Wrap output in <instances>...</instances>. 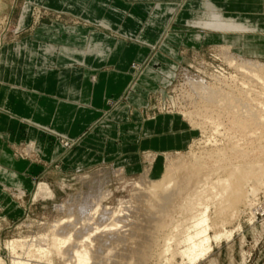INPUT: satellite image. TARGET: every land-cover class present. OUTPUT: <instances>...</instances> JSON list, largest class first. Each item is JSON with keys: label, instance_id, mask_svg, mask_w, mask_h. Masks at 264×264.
Instances as JSON below:
<instances>
[{"label": "rangeland", "instance_id": "1", "mask_svg": "<svg viewBox=\"0 0 264 264\" xmlns=\"http://www.w3.org/2000/svg\"><path fill=\"white\" fill-rule=\"evenodd\" d=\"M43 1L0 0V4L5 6L4 10L0 11V47L3 43L20 37L30 28L40 26L42 22L58 23L63 27L78 24L82 29L92 27V23L99 26L97 28L102 27L100 25L102 20L88 22L80 18L76 19V17L71 18L62 14L63 12L60 13L62 11L60 8L50 9L45 6ZM47 1L53 3V0ZM124 1L127 3V20L124 29L138 32L144 27V39L153 38L154 27L160 29L161 34L154 48V63L151 64L155 76L154 86L147 90L145 103L137 108L139 120L152 119L160 115L175 117V124L159 134L164 135L163 138H167L168 142H175V144L161 150L156 147L149 148L148 145L141 147L142 137L140 134L136 137L132 126H129V124H135L130 115L124 122L119 123L118 119L115 120L116 118L106 119L105 123L98 121L96 126L107 130L108 133H95L101 141L89 147L78 145L75 139L59 137L64 154L58 160L52 159L47 162L40 157L34 142L20 140L11 144L10 151L13 158L32 164L35 169L25 173L31 182L27 189L9 188L0 182V188L5 192L3 197L8 196L15 206L5 211L1 206L4 198H0V264L63 263L56 257L44 258L45 260L37 258L38 256L30 258L20 250L13 255L5 245L12 239L19 242L37 240L38 236L48 231L49 224L51 226L56 218L66 217L67 211L57 210L59 205L70 209L74 206L75 210L76 207L88 204L89 199L103 194L107 195V200L103 202L104 205H116L118 202L124 206L127 205L126 207L134 205L131 194L135 183L144 172H147L150 180L160 179L165 169L164 154L169 156L175 164L188 165L190 162V165L193 154L201 158L207 152L215 150V147L218 149L222 146L228 147L238 140L240 147H244L243 149L249 152L248 161L255 162L264 157L261 153L263 150L259 151L260 148L256 147L259 143H264V139H260L261 131L250 129L248 132H232L227 123L230 119L226 115L221 116L219 113H214L221 116L220 121L224 123L227 133L222 129L217 135L211 132L207 123L197 127L196 123H204L205 116H209L204 110V115L195 116V113L198 114L197 112L203 109L204 103L196 105L200 97L194 93V90L188 88L190 87L189 82L197 80L218 86L214 80L215 77L223 79L235 74L234 68L228 67L227 61L222 59V50L225 47H229V53L233 57L255 60L264 64V14L258 16L260 21L251 22L247 18L236 20L217 10L205 7L206 19L188 23L176 19L169 22L167 26L166 5L159 6L158 18L160 19L155 21L154 9L157 7L155 4L157 0ZM261 4L264 13V0ZM113 6L119 7V4L115 3ZM259 10V8L255 9V11ZM26 15H28L27 19L23 23L25 24L29 18V24H22V27L18 29L20 20ZM245 20L259 31L247 32L239 36L233 32L228 33V31L221 30L225 23L241 25ZM131 40L140 43L136 38H128V43ZM162 42H164L163 49H159L158 46ZM167 45H170L169 49ZM152 55V51L147 52L145 56L148 58H145L142 65L139 62H130L129 66L136 76L135 79L144 65L150 62ZM130 89L131 85L128 87V92L132 90ZM126 93L120 98L122 101L125 100ZM118 103L113 100L106 102L109 109L116 108ZM206 109L212 112L208 106ZM186 114H189L191 119L183 116ZM109 130L112 134H109ZM230 137L234 140L230 139L231 142L228 144L226 143L227 138ZM258 190L254 197L256 203L254 218L251 220L249 211L241 205L238 215L233 219H227L228 222L224 224L225 231L231 232V237L228 240L222 238L217 243L212 242L208 254L193 264H264V187ZM86 198L88 200H85ZM161 246L160 241L157 249ZM13 258H18L19 261L16 262ZM181 260L176 257L175 261L169 264L188 263ZM154 261H150L149 264H168L164 259L157 260V257Z\"/></svg>", "mask_w": 264, "mask_h": 264}, {"label": "crops", "instance_id": "2", "mask_svg": "<svg viewBox=\"0 0 264 264\" xmlns=\"http://www.w3.org/2000/svg\"><path fill=\"white\" fill-rule=\"evenodd\" d=\"M157 1L154 20L160 19L159 6L166 5L167 26L176 19L184 23L206 19V2L214 10L236 20L247 18L256 22L261 20L258 16L264 14L262 0ZM43 2L50 9H62L60 13L71 18L88 22L102 20L104 23L100 22V28L92 23V27L82 29L78 24L63 27L58 23L42 22L1 45L0 182L17 189H27L31 185L25 173L35 167L15 160L11 155V144L20 140L34 142L40 157L47 162L58 160L64 154L59 137L75 139L78 145L88 147L101 141L95 133L108 131L96 126L98 121L105 123L116 118L119 123L130 115L135 124L129 126H132L136 137L139 134L142 137L141 147L148 145L161 150L175 144L159 135L175 124V117L160 115L139 120L137 111L145 103L147 90L154 86L151 64L154 63V48L161 36L160 29L154 27L152 39H144V27L138 32L124 29L127 20V3L124 0ZM115 3L119 7L113 6ZM256 8L260 10L255 11ZM244 15L247 17H240ZM27 16L20 20L18 29ZM28 24L29 18L24 25ZM128 38H136L140 43L133 40L128 43ZM163 44L158 48L163 49ZM149 51L153 52L151 60L135 79L129 64L135 61L142 65ZM130 85L132 90L128 92ZM125 93L122 101L120 98ZM107 100L119 103L116 108L109 109ZM3 194L4 189L0 188V198H4ZM1 206L6 211L14 204L5 196Z\"/></svg>", "mask_w": 264, "mask_h": 264}, {"label": "bare ground", "instance_id": "3", "mask_svg": "<svg viewBox=\"0 0 264 264\" xmlns=\"http://www.w3.org/2000/svg\"><path fill=\"white\" fill-rule=\"evenodd\" d=\"M205 7L214 10L208 2ZM4 8L0 4V11ZM221 30L239 36L259 31L246 21L241 25L225 23ZM222 54L226 65L234 68V75L223 79L215 77L218 86L199 80L189 82L188 88L200 97L196 105L204 103L195 116L204 115L203 110L209 116H205L204 123L196 125L201 127L199 125L207 123L211 132L218 135L222 129L226 132L220 121V117L226 115L230 119L227 122L230 131L259 130L262 140L264 64L233 57L229 47L223 48ZM217 109L222 111H214ZM183 116L191 119L189 114ZM230 139L233 138H227L226 143L229 144ZM237 141L228 147H215L212 152L204 153L202 159L194 154L189 156L190 165L188 161V165L175 164L164 154L165 169L161 178L150 180L144 172L135 183L131 194L134 205L126 207L120 202L104 205L106 194L89 199L88 204L75 210L74 206L70 209L59 205L57 210L67 211L66 217L56 218L37 240L19 242L12 239L5 247L13 255L20 250L30 258L56 257L63 262L61 264H149L156 257L168 264L176 257L193 264L208 254L212 242L231 237L224 224L238 215L241 205L249 211L250 219L254 218L255 193L264 187V157L248 161L249 152ZM262 144L256 147L264 154ZM160 241L162 246L157 249ZM16 259L13 258L19 261Z\"/></svg>", "mask_w": 264, "mask_h": 264}]
</instances>
